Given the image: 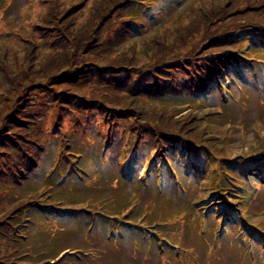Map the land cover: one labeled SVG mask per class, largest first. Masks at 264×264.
Masks as SVG:
<instances>
[{"label": "rangeland", "instance_id": "obj_1", "mask_svg": "<svg viewBox=\"0 0 264 264\" xmlns=\"http://www.w3.org/2000/svg\"><path fill=\"white\" fill-rule=\"evenodd\" d=\"M22 1L0 0V264L16 262L19 252L25 254V261L31 264H44L48 261L54 264H78L71 255L75 249L95 253V259L83 260L80 264H181L173 256L175 250L169 246L182 247V250L188 248L190 252H186L187 259L183 260L187 264H201L205 255L207 260H214L215 264H250L242 243L237 249L228 250L230 253L227 256L217 255L209 249L205 253L207 246L198 244L202 242L197 239L198 233L201 234L197 229L201 214L196 210L202 205L210 207L218 199V187L223 188L226 184L225 176L219 177L218 166L212 165L214 161L219 164L217 157L235 162L234 155L239 153L237 149L254 146L257 138L253 132L259 135L262 130L263 133L264 125L260 121L254 122L253 132L245 127L253 119L264 120V109L255 112L254 100L251 105H234L229 102L231 105L222 107V114L209 122L210 133L208 127L200 129L198 140L201 138L206 148L200 162L201 170H197L198 163L194 162L187 169L180 160L177 164L180 174L176 172L175 179L169 165L164 160H157L158 166H152L147 171V182L143 185L147 190H143L141 183L138 186L137 182L146 170L144 166L152 155V149L163 143L177 141L178 154L169 156L173 163L174 158L181 157L189 147V142L196 136L187 120L192 111L199 114V111L212 110V107L217 109L222 105L221 82L215 81L214 75L209 73L211 69L207 68L208 74L204 79L199 78L207 62L215 65L218 57L226 56L220 61L222 69L232 77H241L247 86L245 90L255 94L251 81L252 70L239 57L243 52L239 53L238 49H241L242 43L245 44L244 41H248L250 45L260 44L258 49L264 50V0H167L170 6L162 10L142 11L145 17L149 15V22L141 23L137 36L127 41L116 38L111 41L109 35L112 28L124 26L121 18L126 14L118 10L121 6L117 2L128 3L129 0H42V5L27 13L28 25L37 31H29L18 37V34L13 36L10 32L22 21L18 19L17 10ZM179 1V6H173ZM119 11L122 14L117 15ZM93 25L95 30L90 33ZM246 28L259 30V34H244ZM83 32L87 33L84 37ZM225 34L240 37L234 39V44H229L220 40L221 35L225 39H232ZM76 38L79 42L74 43ZM257 54L261 52L252 53L254 57ZM244 56L251 55L248 52ZM234 60H237L236 63ZM227 62L230 64L225 68L223 63ZM141 66L151 78L148 81L149 89L155 82L164 90L169 89L182 83L191 73L192 77L199 78L195 88L205 91L213 100H184L180 107L181 113L178 114L174 112L175 97L163 94L151 101H137L134 98L137 94L116 87L112 83L114 80L107 77L139 73ZM91 67L100 71L94 74V80H91L93 77L72 79L76 69ZM70 99L76 103L91 102L99 106H71ZM86 109L94 112L87 114ZM202 125L206 126L204 122ZM225 125L229 127L227 131L222 129ZM238 125L245 127L240 134L236 131L241 129ZM69 135L72 136L71 148L65 146ZM136 135L145 144L143 149L147 148V151L139 153V163L137 160L138 164L130 180L121 179L114 162L108 164L109 160L117 161L119 157L113 146L106 149L99 147L101 153H106V165L109 166H98L94 158L85 160V165L91 171L81 165L84 168L81 172H89L90 176L93 173L97 175V179L90 185H86L87 179L80 180L81 177L73 180L75 175L70 176L73 182L68 180L62 187L54 186L58 178L52 182L48 179L52 175L48 170L53 171L55 164L64 163L69 166L67 158H74L76 152L92 153L93 147L98 146V140H105L109 136L118 145H122L120 159H124L134 145L121 141L125 136L133 140ZM215 136L217 139H214ZM208 139H214V145L207 142ZM219 146L223 151L215 153ZM38 151L40 154H37ZM241 162L243 164L245 161ZM29 164V167L35 165L29 180L22 185L18 184L24 167ZM172 167L176 168V165ZM110 170L114 173H109ZM252 176L254 185L251 184L249 192L244 194L254 195L253 207L258 211L264 209V162L256 167ZM45 180H49L48 184L52 185H46L51 187L50 190L46 188L53 196L49 202L63 204L59 209L49 211L56 212L58 219L52 214L51 222H47L42 216L36 215L34 220L39 221L38 228H32L30 238L17 246H8L6 234L9 232L11 218H17L21 207L32 206L31 202L36 199L44 201L45 197L48 198L43 192L45 187H41ZM175 181L182 183L184 193ZM24 188L27 191L23 196ZM132 191L137 201L127 204L126 199ZM211 191L214 193L211 194ZM89 196L102 199L101 204L111 217H122V221L131 224L137 219L143 222H139V228L133 224H122V234L119 235L117 223L102 217L104 208L96 210L92 202L84 204L83 200ZM165 199L170 205L169 211L165 209L163 212L162 206L168 205L161 204ZM114 209L120 211L114 214ZM212 209L213 214L220 217L223 205L213 206ZM158 217L171 219L167 228L175 235H165V227L145 220H159ZM182 217L186 221H181ZM248 217L250 222L258 218L252 214ZM20 218L21 213L15 220L20 221ZM141 223L145 230L162 232L159 235L161 238L169 236L164 246L169 247L172 254L169 250L162 253L154 248L147 249L148 240L153 239H148L145 230L141 229ZM260 223L259 219L255 222ZM230 226L232 229L229 230L232 231L237 222L236 225L227 224L228 228ZM86 229L89 230L83 236L82 231ZM207 231L212 235L215 228L208 227ZM205 241L213 245L211 240ZM226 241L223 242L224 246L227 245ZM235 242L238 243L237 240ZM263 255L264 246L262 258ZM262 258L255 254L251 261L253 264H261L259 261Z\"/></svg>", "mask_w": 264, "mask_h": 264}, {"label": "trees", "instance_id": "obj_2", "mask_svg": "<svg viewBox=\"0 0 264 264\" xmlns=\"http://www.w3.org/2000/svg\"><path fill=\"white\" fill-rule=\"evenodd\" d=\"M156 1H158V6L163 4V0H156ZM137 4L140 5L141 8H146V9L151 8V7H150V3H147V2H141V1L139 0V1L137 2ZM93 19H94V18H92L91 21H92ZM94 22H95V21H94ZM94 30H95V26L93 25L92 28H90L89 32L92 33V32H94ZM86 34H87L86 32H85V33L83 32V33H82V36L84 37ZM79 35H80V34H79ZM80 37H81V36H80ZM73 42H74V43L79 42V39L76 38ZM176 106H180V105H175V107H174V112H176V111L179 109V108L177 109ZM195 118L198 119V118H199V114H197V113H193V112H192V113L187 117V120H189V123H194V122H195ZM210 127H211V126H210ZM209 131H210V129H209ZM68 137H72V136L69 135ZM215 137H216V136H215ZM214 139H217V137L214 138ZM214 139H209L207 142H209L211 145H214L215 142H213V141L210 142L211 140H214ZM192 142H193V141H192ZM207 142H206V143H207ZM189 144L191 145L190 142H189ZM200 144H202L201 141H199V143H198V141H197L196 143H194L195 146H196V145H199V146H200ZM202 145H203V144H202ZM219 151H220V152L223 151L221 147H218L217 150L215 151V153H216V152H219ZM37 154H40V152L38 151ZM213 155L216 156L215 154H213ZM101 165H102V163L100 162L99 166H101ZM110 172H111V174L114 173L112 170H110L109 173H110ZM24 192H26V188L23 189V193H24ZM31 192H33V191H31ZM89 197H90V196H89ZM93 198H97L96 200H101V199H99L98 197H93ZM90 199H91V198H90ZM96 200H95V201H96ZM54 203H55V204H58V202H54ZM163 204H164V203H163ZM62 205H63V204H62ZM44 208H49V207H44ZM162 209H163V212H164L165 209H167V210L169 211V205L162 206ZM173 220H176V219L173 218ZM181 221H185V219L182 217V218H181Z\"/></svg>", "mask_w": 264, "mask_h": 264}]
</instances>
